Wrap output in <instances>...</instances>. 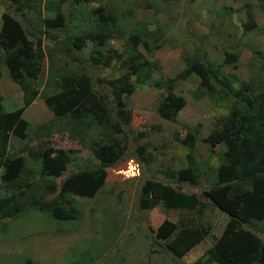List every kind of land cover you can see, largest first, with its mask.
Returning a JSON list of instances; mask_svg holds the SVG:
<instances>
[{"label":"rangeland","instance_id":"1","mask_svg":"<svg viewBox=\"0 0 264 264\" xmlns=\"http://www.w3.org/2000/svg\"><path fill=\"white\" fill-rule=\"evenodd\" d=\"M49 1L30 0V10H22L21 13L33 28L41 32L44 70L39 79L43 82L59 80L58 75L82 68L92 80H103L96 87L105 94L108 104L114 105L106 81L122 75L118 62L113 59L107 67L94 66L86 61L82 64L89 53V45L74 52L78 57L76 61L65 56V46H58L59 43L54 40L55 36L58 41L63 37L58 29L43 32L45 28L41 25V19L46 13L44 6ZM8 3L9 0H0V17L3 12H8L13 19H18L19 14L8 9ZM68 4L66 0L62 8L65 16L69 14L64 20L67 28L79 23L88 27L91 10L102 6L116 16L115 30L124 31L135 20L134 29L140 31L144 25L148 41L157 37L160 47L152 51V59L159 63L161 69L159 73L152 70L150 80L173 78L184 68L183 57L194 55L215 67L219 74L229 76L231 85L235 87L244 83L251 90L264 88V0H85ZM250 20L254 26L244 30L241 24ZM18 21L23 29L25 24L20 19ZM74 31L77 30L71 28L66 33ZM122 42L121 38L107 39L101 50L120 51ZM137 49L147 58L141 45H137ZM224 52L233 54L236 61L227 62ZM69 53L74 57L72 52ZM260 65L263 68L258 69ZM205 81L193 74L174 81L173 91L182 96L185 103L173 122L161 119L155 112L157 97L165 92L163 88L146 84L138 86L129 95L121 94L128 120L123 121L121 115L117 117L122 121L121 133H113V136L118 140L122 156L106 168L104 184L91 197H72V204L78 213L75 220L57 222L44 211L34 209L21 211L12 219H0V261L4 260L5 264H22L24 260L33 264H66L81 255L91 259L89 264H189L200 257L214 240L210 234L178 259L172 258L157 245H150L149 238L153 239V230L163 219L177 224L191 221L202 223L210 227V233L218 235L226 220L222 212L208 202L194 211L163 210L159 205L142 210L137 207L136 201L145 180L168 184L184 193L194 194H199L211 184L215 175L212 169L218 163L220 146L216 145L209 151L201 140L195 142L193 149L199 164L196 184L174 181L171 177L172 172L187 163V148L179 144L174 135L182 138L185 127L189 126L196 130L199 138L204 137L214 124L219 123L215 120L227 114L230 101H212L204 96L194 100L190 95L200 85L206 86ZM44 86L40 85V88ZM0 95L3 96L4 111L20 106L21 93L19 91L18 94V88L8 78L4 66L0 69ZM22 116L30 122L32 129L52 118L39 97L24 109ZM84 123L85 119H82L79 124ZM50 126L51 129L43 131L49 134L67 127L56 118ZM99 130L98 126L88 124L82 134H75V141H80L82 145L68 139L66 130L53 132L48 137L39 133L34 136V132L30 135V143L42 145L41 141L48 139L54 147L73 150L61 176L52 178L59 183L77 166L83 167L89 161L90 165L97 163L91 147L99 138ZM26 142L10 137L7 152L16 154L20 145ZM140 146H143L140 148L141 154L136 151ZM27 157L31 169H34V162L29 155ZM35 177L36 174L32 176L33 179ZM11 192L0 184V196ZM36 193L37 196L41 194L39 191L33 194ZM50 197L52 194L44 196ZM263 226L264 219L249 227L262 241L264 235L256 228Z\"/></svg>","mask_w":264,"mask_h":264},{"label":"trees","instance_id":"2","mask_svg":"<svg viewBox=\"0 0 264 264\" xmlns=\"http://www.w3.org/2000/svg\"><path fill=\"white\" fill-rule=\"evenodd\" d=\"M9 1L7 8L19 14L18 19L25 25L22 29L18 19H13L8 12L1 14L0 67H5L8 78L19 89L21 103L15 109L4 111L3 97L0 95V184L13 191L0 196V219H12L19 212L31 209L44 211L57 222L77 219L78 213L72 204V197L93 196L104 184L106 168L122 156L118 140L115 139V135L121 133L122 123L117 117L121 115L123 121L128 120L121 94L129 95L138 86L146 84L163 88L165 92L157 97L155 112L161 119L173 122L185 103L183 97L173 91V83L178 78L184 79L193 74L206 79V86L200 85L195 92L190 93L194 100L204 96L212 101L230 103L227 114L216 119L215 122L219 123L214 124L204 137L199 138L196 130L189 126L185 127L182 138L174 135L175 140L187 148V163L172 172L171 177L174 181L196 184L199 164L193 149L197 140L203 141L209 151L216 145L220 146L218 163L212 169L215 175L209 187L199 194L184 193L174 186L145 180L136 203L142 210L159 205L163 210L194 211L208 202L222 212L226 220L219 234L213 235L209 232L210 227L202 223L191 221L177 224L163 219L153 230V239L149 238L150 245H157L172 258L178 259L210 234L214 240L200 257L189 264H264V241L249 228L264 219V88L251 90L244 83L235 87L231 85L229 76L219 74L215 67L194 55L183 57L184 68L173 78L150 80L152 70L159 73L161 69L159 63L152 59V51L160 47L157 37L148 41L144 25L140 31L134 29L135 20L124 31L115 30L116 16L102 6L91 10L88 27L79 23L67 28L64 20L69 14L65 16L62 9L66 0H50L44 6L46 13L41 19V25L45 28L43 32L58 29L63 37L58 41L55 36L54 40L59 43L58 46H65V56L72 58V61L78 60L74 52L89 45V53L82 64L86 61L94 66L107 67L113 59L118 62L122 75L106 81L114 105L108 104L105 94L100 93L96 87L103 80H92L82 68L58 75L59 80L43 82L39 79L44 70V52L39 36L41 32L33 28L21 14L22 10H30V0ZM79 1L85 0H68V5ZM67 12L70 13L69 9ZM253 26L251 20L241 24L244 30ZM71 28L77 31L66 33ZM111 38L122 39L120 51L101 50L106 40ZM137 45L142 46L147 58L137 49ZM224 53L227 62L236 61L233 54ZM261 68L262 65L258 67ZM40 85L45 86L40 88ZM36 97L41 98L53 119L63 121L67 127L45 133L43 129H51V118L32 129L22 113ZM82 119L86 123L80 125ZM88 124L101 129L99 138L91 147L97 163L90 165L89 161L83 167L77 166L76 170L62 177L59 183L54 182L52 178L61 176L71 160L73 150L54 147L48 139L41 141L42 145H34L35 142L30 143V135L36 132L34 136L39 133L48 137L53 132L66 130L68 139L75 141V134H82ZM10 137L28 142L24 145L22 143L17 153L12 154L7 152ZM75 142L82 145L80 141ZM142 147H137V153H142ZM28 155L34 162V169L29 165ZM35 191L41 194H33ZM47 194H52V197L44 198ZM256 230L264 235V226ZM90 261L79 255L66 264H89ZM0 264H5V261H0ZM22 264L33 263L24 260Z\"/></svg>","mask_w":264,"mask_h":264},{"label":"clouds","instance_id":"3","mask_svg":"<svg viewBox=\"0 0 264 264\" xmlns=\"http://www.w3.org/2000/svg\"><path fill=\"white\" fill-rule=\"evenodd\" d=\"M34 6H35V5H34V3H33V6H32V8H34ZM32 8H31V9H32ZM33 102H34V101H33ZM42 102H43V101H42ZM25 109H26V108H25ZM22 117H23V116H22ZM23 118H24V117H23ZM24 119H25V118H24Z\"/></svg>","mask_w":264,"mask_h":264},{"label":"crops","instance_id":"4","mask_svg":"<svg viewBox=\"0 0 264 264\" xmlns=\"http://www.w3.org/2000/svg\"><path fill=\"white\" fill-rule=\"evenodd\" d=\"M0 69H1V67H0ZM15 85V84H14ZM17 87V86H16ZM18 94H19V89H18ZM2 96V95H1ZM3 97V96H2Z\"/></svg>","mask_w":264,"mask_h":264}]
</instances>
